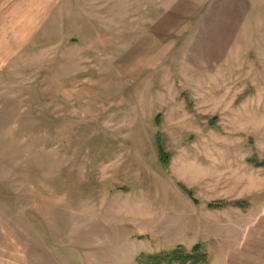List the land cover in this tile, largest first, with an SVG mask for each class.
<instances>
[{"label":"rangeland","instance_id":"rangeland-1","mask_svg":"<svg viewBox=\"0 0 264 264\" xmlns=\"http://www.w3.org/2000/svg\"><path fill=\"white\" fill-rule=\"evenodd\" d=\"M3 2L0 264H213L261 221L264 0Z\"/></svg>","mask_w":264,"mask_h":264},{"label":"crops","instance_id":"crops-1","mask_svg":"<svg viewBox=\"0 0 264 264\" xmlns=\"http://www.w3.org/2000/svg\"><path fill=\"white\" fill-rule=\"evenodd\" d=\"M2 2L3 0H0V4ZM59 3L60 0H4L3 2L4 5L15 6L14 14H18L20 6H23L24 13L27 12L23 19L29 22L46 20ZM237 232L238 238H230L228 252L218 255L213 264H264V212L259 223L248 221L244 228H237Z\"/></svg>","mask_w":264,"mask_h":264},{"label":"trees","instance_id":"trees-1","mask_svg":"<svg viewBox=\"0 0 264 264\" xmlns=\"http://www.w3.org/2000/svg\"><path fill=\"white\" fill-rule=\"evenodd\" d=\"M161 162L168 163V155L160 148ZM248 164L254 168L264 169V161H259L252 157L248 161ZM189 198L197 204L198 201L194 198L193 193L187 189H184ZM248 203L245 201L235 202H214L208 205L209 209L220 210L226 207H236L242 210L248 208ZM138 264H208L209 257L203 250L202 245H195L191 251L185 250L183 247L178 246L174 250L163 252L155 255L141 254L137 259Z\"/></svg>","mask_w":264,"mask_h":264}]
</instances>
